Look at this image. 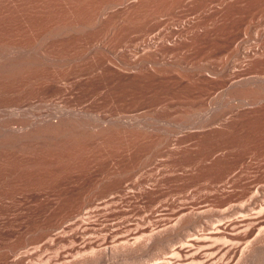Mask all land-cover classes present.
Here are the masks:
<instances>
[{"label": "rangeland", "instance_id": "1", "mask_svg": "<svg viewBox=\"0 0 264 264\" xmlns=\"http://www.w3.org/2000/svg\"><path fill=\"white\" fill-rule=\"evenodd\" d=\"M110 1H115V3L106 10L108 11V13L106 12L108 15H104L105 20H101L103 21V27L102 25L101 27H99L100 25L96 23L93 26H90L94 29L89 27V30L86 29L87 31H82L81 35L80 33H78L70 35L69 37L64 36V34L60 33V35L58 33L56 34L53 30L57 26H62L67 23L72 24L76 21L86 23L89 22L99 6ZM172 1L173 0H141L142 3H140V7L142 8L139 7L138 11L135 10L126 14L123 12L122 8L124 7L123 4L127 3V1L124 0H0V60H2V62L0 61L2 63V66L0 65V68H3V66H7L3 63L9 60V56H19L18 53L20 52V57L22 56V53L26 54L31 52L33 54H37L35 52L38 51V54H41L42 52H44L42 54H45L46 52V55L47 53L48 56L51 55V61H54L53 63H46V65L45 63L38 64V66L41 65L39 67L35 64H33V66L27 65V67H21V65H18L19 69L16 68L15 70H13V72H6L7 70H3L2 68L0 69V71L2 70L0 72V135L4 134L7 136L14 130H16V132H14L15 135L22 134L23 132L30 133L41 118L55 119L62 114L64 116L65 108L67 111H70L72 113L75 112L74 114H77L81 118L85 117L82 118L83 121H85L84 119L87 120L85 121V124L87 123L88 127L89 123L92 124L89 127L90 129H93L94 127L98 128V125H102L98 129L95 128L96 130L94 129V131L100 130V128L103 127V124L104 127H108L109 125H115L116 123H118V125H126L131 121H134V123L136 122L140 124V126H143L145 128L148 127L146 133L145 131H143L144 129L140 128V131L134 130L135 132H112L110 134H107L108 136L102 135L101 138H90V141L86 139L87 142H84L85 138H82L83 142L81 143V140L79 143H77L79 145H76L75 142V144H72L69 141L68 144H70L68 146L67 140H69L70 138L67 140L65 139V145L62 141L64 139L62 138L57 140L58 142L61 140L62 143L60 142V145H58L59 143L56 142L58 144H53L54 146L49 145L50 147L45 148L42 146H45L46 144L44 145L38 142L37 143L41 145L40 147L37 145L38 148L35 145L36 143H34L35 146H33V143L31 144V146L28 145L32 141H30V143L28 142V144L25 145L29 146L28 148L23 147L22 145L21 147L24 150L20 149L21 151H18L17 149L12 150L13 148L9 149V147L6 149L5 147L0 146V264H82L83 260V264L85 263V260V264H151V262L153 263L155 259L159 261V255H161L162 257L163 254H165L166 257L164 256V258H160L162 262L167 260V257H169L168 255L170 253L172 254L171 248L170 253L167 254V252H169L168 247L172 246V248H174V245H177V241H180L179 239L183 241L187 240L188 237L193 232H195L193 227L198 224L197 218L192 217V219H189L190 223L191 220L192 223L195 222L193 223L194 225L191 224L189 228L191 231H194L190 232L188 229L190 235L186 233L187 231L185 233H182V237L180 236L181 238H179L178 236L176 239H174L177 240L175 242L176 244L174 243L173 245H171L170 242H160L157 244L155 243L154 246L152 241L150 242V240L146 238V242L148 241V244H146L145 240L143 239H145V236L149 235V233L152 232L153 227H156L154 229L156 230L172 224L178 216V212L176 211H178V209L181 207L184 208L185 206L188 207H185V209L208 210V212H206V218H211L210 222H213V220H216L218 218L217 222H213V224L215 225H217L218 221L221 223L222 218L224 222L225 220L227 221L229 219L236 220V225L234 224L235 229L233 228V226L228 227L222 232L221 235H219V237H216V239L222 236L223 239H226L227 242H229L228 238H230L231 241H236L234 244L237 245L240 242V245H238V247L234 245L233 248L234 251L236 250V252L230 251L227 253V255H218L215 259L216 262L218 261V264H264V227H262L264 226L263 212L262 217L259 220L262 221H257L259 224H257L255 220L250 221V223H256V225L255 223L251 224V229L247 226L250 225V223L242 225V223L239 222L240 216L242 215H238V213L243 214L244 212V214L250 217H253V215L261 216V214H257L255 212L253 214V212H251L254 211L252 209V205L254 206V209H256V212L261 213V209L264 211V208H261L264 206V110L260 112L248 111L253 110L254 106L256 108L258 103H254L252 100L250 101V99L248 101L247 98L240 99L238 98V96L231 95V92L234 91L231 90V87H236V85L234 86V84L238 82V80L246 78L254 79V77L256 76L255 80H258L259 78L258 81H260V79L262 78L260 83H262V85L264 86V61H261L259 59V56L261 55L258 52L262 50L261 45L264 44V18L262 19L263 21L261 20L262 22H256L255 19H252L251 21L253 26L251 27V30L249 27L248 30L246 28L236 29L234 31L235 34L237 32V35L241 40H239L240 48L243 49L246 53L230 55L228 59L232 60V58H235V60L233 59L232 62L238 69L234 66V69H231L232 67H229L227 71H231H224L223 75L222 71L220 70L223 68L222 64L226 59L225 53L234 45V41H231V39L226 36V32L231 28V26L235 25L234 27H232V30H234L239 23L250 18V15L256 8L258 1L250 0L248 3H246V5L233 7V9L229 10L228 14L225 16V19L223 20L224 22H217L214 27L216 30L214 34H209L208 36H205L204 38L196 41L186 40L184 43H182L183 45H175L171 46L170 48H162L159 46L160 48L158 47V49H156L157 53H153L152 56H149V54H145V52H148L146 50L147 47L149 49L153 44L151 45V43H148V38H150L153 43V41L159 37L156 36L157 34H154L157 31V27L150 28L148 27L149 23H147V21L142 22V20H146V14L152 9L155 8L158 10V7L161 6L159 8L160 15L158 14V18L160 19V23H162L163 25L162 30L164 29V33H166L167 30L169 33L167 32L166 34L172 37L173 35L171 33H174L173 30L175 28L173 24L177 23L178 18L180 17L179 15L181 14V10L183 9L182 5L180 4V0H174V2ZM149 3L150 5H148ZM118 5L120 6V8L118 7ZM114 7H116L117 10ZM194 7H197L196 3L193 4L189 2L187 8L192 9ZM169 8L171 11L169 10ZM165 10H168V12H166ZM122 12L124 13L123 15L121 14ZM125 15L129 16L126 17ZM242 15L244 17H242ZM177 16L178 18H176ZM163 17H165V19ZM101 21L98 23L101 24ZM122 23L128 24L123 25ZM113 26L119 29H114ZM122 26L123 28H121ZM258 26H262L261 30L260 28H258ZM147 27L148 29H146ZM171 27L173 28V30ZM255 27L256 29L258 28V31H260L259 33L255 31ZM104 28L107 29L105 30ZM141 28L143 31H145L143 32ZM51 30H53V32H51ZM114 30L115 33H113ZM245 30L247 31L245 32ZM48 31L49 36L47 35L46 37L45 35L46 32L48 33ZM83 32H85V35ZM109 32H112L113 34L110 35ZM120 34L122 36H120ZM51 35L60 37L53 38L51 37ZM151 35L153 38L150 37ZM154 35L157 38L154 37ZM40 39L43 41H41ZM143 39H145V41ZM260 40L262 43L259 42ZM39 41H41V43ZM99 42L101 44H99ZM258 42L261 45H259ZM36 44H38L36 46L37 50L35 48ZM134 45H138L136 46L137 48L134 47ZM143 45L145 47H143ZM6 46L9 47L6 48ZM19 46L21 48H19L18 50L17 47ZM10 47H12L11 49L13 51L10 50ZM98 47L100 48V52ZM13 48H15V51ZM23 48L25 50H23ZM33 48L35 52L33 51ZM94 48H97V50H95ZM108 48H110L111 50L109 49V51ZM7 49H9L10 52L9 50L7 51ZM41 49L42 51H39ZM143 49L145 51H142ZM129 50H134V54H132V52L130 53ZM88 51L90 52L87 54ZM95 51L97 52V54L94 53ZM3 52H5L4 56H1L3 55ZM113 52L114 54H112ZM143 52L147 57H149V62L140 66H131L134 67L135 70L138 69L136 70L138 71L136 74L131 75L130 77L122 78L119 77L116 73L111 72V70L120 69V67L118 66L120 64H128L130 63L129 61L133 62L134 60H136L135 58L144 56ZM252 52L255 54L253 55ZM91 53L93 56L91 55ZM117 53H119V55ZM114 55L115 58H113ZM120 55H122V57ZM130 55L131 58L134 56V60L133 58L129 59L128 56ZM135 55L139 56L136 57ZM5 56H8L6 57L7 59L5 58ZM68 56H71V58H69ZM85 56L87 57V59ZM155 57L157 58L155 59ZM67 58L69 61L67 60ZM56 59L60 63H58ZM71 59L73 62L71 61ZM94 59L97 60L95 61ZM86 60L89 62H86ZM168 60H171L170 63H168ZM108 61H112V64L115 63L117 65H112ZM237 61H240V63L237 64ZM91 62L94 63L91 64ZM106 63L111 70H106V68L104 67V65L106 66ZM196 63L204 66L205 68L199 71L195 70L194 66ZM169 64L173 68H169ZM49 65H51V67ZM151 65H157L158 68L157 66H155V69L153 70ZM211 66H213V68ZM131 67H128V72H130V70H134L133 68L131 69ZM206 67L208 69H206ZM210 68L212 69V71ZM187 69H189L190 71ZM99 70H101V73ZM121 71H124V69H121ZM154 71H156V73ZM10 72L11 74H9ZM107 72L108 74H106ZM135 72L132 71V73ZM199 72L200 75L198 77ZM160 73H162V75ZM208 74H211V76H208ZM213 75L219 76L214 77ZM234 75L236 77H233ZM80 76H82L83 78H80ZM238 76L239 78H237ZM87 77H89L90 79H86V84L79 83L78 80ZM183 78H185V80ZM197 80H200L201 82L199 81V83ZM56 81L58 82V85ZM62 81H64V83ZM70 81L71 83H69ZM49 83L51 84L49 85ZM69 84L73 85L71 86ZM229 89L231 91L230 93L228 92ZM221 98L223 100H220ZM240 100H242V102ZM262 100H264V98ZM262 100L260 103H262ZM249 102L252 104L254 103V105L250 104ZM239 103H241L242 107H238L240 106ZM225 106L228 108H225ZM196 109L202 110V112H199L198 110L200 115L196 113ZM207 110L211 111H209V113H206ZM235 110L236 112H234ZM237 110L239 112H237ZM245 110L248 111V113L244 114L243 112H245ZM216 111L220 113H223L222 111H225L224 114H221L223 115V118L222 116H220V113L218 114ZM215 112L217 113V115ZM227 112L230 115H227ZM236 113L242 114V117H240L239 120L235 119L234 114ZM193 114L194 116H196L195 114H197V117L202 118L198 120L199 118L196 119L195 117L194 119ZM209 115H212L213 119L211 118L212 116ZM215 115L216 117L214 118ZM46 116L47 118H45ZM185 116L188 120L185 118ZM208 116L210 118H207ZM218 116H220L219 119L221 118V126L218 123L219 119H216L218 118ZM227 117L229 119V122L227 120ZM206 119H212V122H209ZM127 120H130V122H128ZM222 120L228 125L230 124L228 129L223 125L225 123ZM203 121L205 125L202 124ZM206 122L209 123H207L206 125ZM202 125H204L205 129L209 126V130H200V128H204ZM210 126L212 127V130ZM3 127L6 128L7 131ZM20 128L23 129V132ZM194 128L195 130H197L198 128L200 131L193 130L191 132V130ZM28 129L30 130V132H28ZM1 130L3 131L1 132ZM11 133L9 134L10 136ZM14 133H12V135H14ZM175 141L179 144L176 143V145H174ZM33 142H35V140ZM214 155H216L215 158ZM142 159L144 160L142 161ZM146 160L147 162L144 163ZM205 162L206 164H204ZM140 163L142 164L140 165ZM233 174L235 175L233 176ZM112 176L113 179H111ZM227 179L230 180L227 181ZM118 181H121L125 184V190L121 193L117 192V196L115 195L114 200L107 203L106 206L101 204V206L104 207L100 208L98 211H94L93 213L96 214L95 216L92 212L89 213L90 217H88L89 215L87 216V222L89 221V223H84V221L82 223V228H84L83 226H86L89 229L88 232H85L84 230H82V228H80L78 231L76 223L72 224V220L70 219L77 206H79L81 201L84 198H87V196L88 198L92 199V203L94 202L93 204L91 203V205H94L95 203L97 205L98 202L100 204V201L103 200V197L105 199V195L108 194L106 191L108 187ZM128 187L132 189H130L131 192L129 191ZM143 188H147L146 190H148V193L140 194L139 192L143 190ZM256 191H259L258 193H261V195L255 194L258 197L251 195L252 193H256ZM119 194H121V196L123 194V196L121 197ZM251 196H253L252 200L254 201L251 200ZM259 197H262L261 199H263V201ZM258 198L260 202H258ZM247 200L251 201L248 202ZM255 201L257 203H255ZM246 202L249 203V205ZM244 203H246L245 205L246 207H248V209H246L245 206V209H243L241 206H236V204L243 205ZM157 204L163 205L162 211H160L159 213H150V207ZM108 205L110 206L107 207ZM260 205L262 206L260 207ZM232 207L233 209L235 208L234 210L239 211H236V216H238V218L234 215L237 219L232 215V213L235 214V211L233 212V210L231 209ZM257 209L259 211H257ZM108 210L109 212H107ZM215 210L219 211V213L214 212V217L216 216V219L212 218V211ZM220 210L222 212H220ZM247 210L251 214H247ZM209 211H211V213ZM156 213L159 215H157ZM226 213L234 218L225 215ZM155 215L157 216L155 217ZM226 216L229 218L227 219ZM164 217L166 219H164ZM167 217H169L170 219H173V217L176 218L170 220ZM89 218L91 219V221ZM69 219L70 221H68ZM153 219L154 221L152 226V224L150 223H152L151 220ZM84 220L86 221V219ZM125 220L128 223H126ZM137 221L140 223H138ZM131 222L134 224H132ZM145 223H148V225ZM116 224L117 227H122V224L124 225V227H118V229L116 228ZM142 224L145 228L142 226ZM213 224H211L212 227ZM137 225L139 226V230L135 234V237H137V235L145 233V235H143L144 238H140L138 236V238L144 242L138 240V246H134L136 248H140L136 249L133 248V246L132 248L128 247L127 251H132L131 254L126 253V249H122L119 252L120 254H118L119 257L116 256L117 258L114 259L115 256L110 255V244H113V242L111 241L113 240L114 236L116 235L117 237L119 235H123L124 233V235H126V233L129 232L131 228L132 230L136 227L138 228ZM253 225L255 226L253 227ZM62 226H64L63 229H61ZM93 227L95 229L97 227V229L95 230ZM107 227L109 229H107ZM199 227L196 226V229ZM244 227L245 230L249 228V232L248 230H246L247 236L246 234H244L246 233L245 231H240V229ZM53 228L57 229L54 230ZM113 228L118 230H115L113 232L111 230ZM231 228L234 230H232ZM258 228H260V230ZM58 230H61V232H55ZM198 230L199 229H197V231ZM70 231L75 232H71V234ZM83 231L85 233H83ZM105 231L106 233L109 232V235L106 234ZM238 231L242 233L240 234ZM65 232L68 233L66 234ZM90 232H95L93 233V235L96 234L98 236L90 239V237H92V233L89 234ZM233 232H237L238 236L236 234H233ZM61 233L63 234L62 237ZM101 233L108 235V241L103 245L101 243V238L104 235H102ZM59 234L60 236H58ZM69 234L71 237L68 236ZM80 234L84 237H82ZM86 234H88L87 237L85 236ZM255 234L257 236H255ZM183 235H186V237L188 235L187 239L186 237L184 239ZM53 236H56L55 240ZM130 237H132V235H130ZM68 238H71L76 242L72 241L73 243H71V239ZM216 239L214 241L212 239V241L209 240L207 242H202L196 244L195 246H210V244H214L215 242L217 244L218 242L216 241ZM82 240H84L83 242L91 240L92 244H87L86 247L83 248L84 244L83 242H81ZM183 241L180 242L183 243ZM241 241L243 243H241ZM98 242L100 243L97 244ZM219 242L220 243H218V246H233V243L224 245L223 241ZM131 243L134 244L132 239L129 240V244ZM149 243H152V245H150L152 246L150 247L151 249L149 248ZM163 243L164 247L168 243L166 246L167 248L163 247ZM143 244H145L146 246H143ZM245 244L247 246V251L246 248H243L245 247ZM106 245H108V248ZM157 245L160 248L162 246V250L157 249ZM103 246L105 248V251L104 248H101ZM218 246L216 245L215 247H213L214 249H212L211 251L214 252ZM142 247H144V249ZM198 247L194 249L197 250ZM92 248H96V250L94 251V249ZM130 248L131 250H128ZM147 248H149L150 250H148ZM91 249L93 250V252L99 250H101L102 252H100L98 256L96 252L95 256ZM241 249H244L246 251H243L246 255L240 252L242 251ZM151 250H154V252L156 251L155 253H157L158 251V258L154 257L155 259H152L153 256H151ZM82 251L85 252L83 253ZM121 251L124 254H127V259ZM161 251L166 252L163 253ZM200 251L205 253L208 252L207 248L204 250H202L201 248ZM251 251L253 253H251ZM86 252L89 253L86 254V258H88V260L84 257V254ZM91 252L94 257L91 255ZM143 252H148L151 257L148 253L144 255ZM64 254H66V256L67 254L68 256H70L66 257ZM101 254L104 256V258H102L103 256ZM208 254L209 252L207 253V255ZM233 254L235 256H232ZM79 255H83L81 256L83 257V259H80ZM88 255H91L94 260H92V258ZM100 255L102 256L101 258ZM179 255L181 256V259L185 258L184 254L181 253ZM76 256H78L77 259L79 258L80 262L75 259ZM176 256L178 257V259H180L178 255ZM219 256H224V260H221L222 257ZM120 257H122V259L125 257L127 262L124 261L125 259L121 260ZM128 257L132 259L130 260L128 259ZM177 257H175L174 259H177ZM73 258L75 259V261L72 260ZM226 258L227 260L231 259V261H229V263H226ZM18 259L19 261L17 263H14ZM68 259H71V263ZM95 259H97L96 263L93 262L95 261ZM89 260H91V262ZM158 261H154V264L158 263ZM219 261H221L222 263Z\"/></svg>", "mask_w": 264, "mask_h": 264}, {"label": "bare ground", "instance_id": "2", "mask_svg": "<svg viewBox=\"0 0 264 264\" xmlns=\"http://www.w3.org/2000/svg\"><path fill=\"white\" fill-rule=\"evenodd\" d=\"M119 1H123V0H119ZM124 1H127V3H124L123 5H124V7H122L123 8V12L124 13H129V12H133V11H135V10H139L138 8L140 7V3H142L141 2V0H131V1H128V0H124ZM144 1V0H143ZM148 1V0H147ZM159 1V0H158ZM166 1V0H165ZM250 0H180V4L182 5V7H183V9L181 10V14L179 15L180 17L178 18V16L176 17V18H178V21H177V23H175V24H173L174 25V30H173V28H172V30H173V32L174 33H171L173 36L172 37H170L169 35H167L166 33L168 32L167 30H166V33H164L163 32V30H162V23H160V19L158 18V14H159V8L161 7H158V10L157 9H152L150 12H148L147 14H146V16H145V19L146 20H142V22L143 21H147V23H149V25H148V27H157V31H156V33H154L157 37H159V38H157L155 35H154V37H156L157 39L156 40H154L153 41V43H152V41H151V39L150 38H148V43L150 44L151 43V45H152V47H150L149 49H148V47H147V51L148 52H145V54L146 53H148L149 54V56L151 55L152 56V54L154 53H157V50L156 49H158V47L160 46V47H162V48H170L171 46H175V45H180V44H182V43H184L186 40H193V41H196V40H200V39H202V38H204L205 36H208L209 34H214L215 32H216V30H215V25L217 24V22H219V21H222V22H224L223 20L225 19V16L228 14V12H229V10H231V9H233V7H235V6H239V5H246V3H248ZM255 1H258V3H257V6H256V8L254 9V11H253V13L250 15V18H248V19H246V20H244L243 22H241V23H239L237 26H236V28L234 29V30H232V27H234L235 25H233V26H231V28L229 29V30H227V32H226V36H228L230 39H231V41H234V45H233V47L232 48H230V50H227L226 51V53H225V57H226V59H225V61H224V63L222 64V66H223V68H222V66H221V70H220V67H219V70L220 71H222V74L224 73V71H227V69L230 67H232L231 69H234V67H236V66H234V63L232 62V60L234 59L235 60V58H232V60H229L228 59V57H230V55H233V54H244V53H246L243 49H241L240 48V45H239V42L241 41L240 40V38H239V36L237 35V32H236V34L234 33V31L236 30V29H246L247 28V30H248V28L250 27V30H251V27L253 26V24H252V19H255V21L256 22H258V21H261L263 18H264V0H255ZM153 2H155V1H153ZM163 2V1H162ZM172 2H174V0L172 1ZM189 2L190 3H196V6L197 7H194V8H192V9H190V8H187V6L189 5ZM8 3V2H7ZM99 3H100V1H99ZM115 3V1H110V2H106V3H104V4H102L101 6H99V8L96 10V12L94 13V15H93V17H92V19L89 21V22H77L76 20V22L75 23H72V24H64V25H62V26H57L56 28H54L53 30L55 31V33L57 34H64V36H70V35H73V34H78V33H80V35L82 34L81 32L82 31H84V30H89V27L90 26H93L94 24H99L98 26L99 27H101V25H102V22L103 21H101V20H103L105 17H104V15H106L107 13H108V11H106L112 4H114ZM119 3H121V2H119ZM157 3V2H156ZM166 3V2H165ZM159 4V3H158ZM174 4V3H173ZM177 4H179V3H177ZM254 4V3H253ZM100 5V4H99ZM148 5H150V3L148 4ZM157 5V4H156ZM162 5V4H161ZM165 5V4H164ZM191 5V4H190ZM255 5V4H254ZM12 6V5H11ZM153 6V5H152ZM193 6V5H192ZM249 6V5H248ZM88 7H90V6H88ZM116 7H117V4H116ZM116 7H114L115 9H116ZM118 7L120 8V6L118 5ZM164 7V6H163ZM189 7H191V6H189ZM242 7V6H241ZM240 7V8H241ZM252 7V6H251ZM6 8V7H5ZM10 8V7H9ZM140 8H142V7H140ZM143 8H144V6H143ZM148 8V7H147ZM168 8V7H167ZM246 8H247V6H246ZM8 9V8H7ZM113 9V8H112ZM111 9V10H112ZM146 9V8H145ZM151 9V8H150ZM179 9V8H178ZM178 9H176V10H178ZM236 9V8H235ZM251 9V8H250ZM91 10V9H90ZM94 10V9H93ZM110 10V11H111ZM114 10V9H113ZM117 10V9H116ZM169 10H170V8H169ZM176 10H175V12H176ZM180 10V9H179ZM249 10V9H248ZM109 11V12H110ZM160 11H161V9H160ZM166 11V10H165ZM171 11V10H170ZM169 11V12H170ZM107 12V13H106ZM121 13L122 15L124 14V13ZM145 12V11H144ZM166 12H168V10L166 11ZM162 13V12H161ZM178 13V12H177ZM179 14V13H178ZM235 14V13H234ZM108 15V14H107ZM114 15V14H113ZM160 15V14H159ZM169 15V14H168ZM244 15H246V14H244ZM126 16V15H125ZM127 16H129V15H127ZM126 16V17H127ZM144 16V15H143ZM171 16H173V15H171ZM239 16V15H238ZM116 17V16H115ZM161 17V16H160ZM242 17H244L243 15H242ZM124 18V17H123ZM164 19H165V17H163ZM171 18V17H170ZM235 18V17H234ZM128 19V18H127ZM233 19V18H232ZM105 20V19H104ZM117 20V19H116ZM168 20H170V19H168ZM82 21V20H81ZM101 21V24L100 23H98V22H100ZM108 21V20H107ZM118 21V20H117ZM140 21H141V19H140ZM140 21H139V23H140ZM176 21V20H175ZM263 21V20H262ZM261 21V22H262ZM121 22H122V20H121ZM121 22H120V24H121ZM124 22V21H123ZM260 22V23H261ZM106 23V22H105ZM108 23V22H107ZM116 23V22H115ZM138 23V22H137ZM229 23V22H228ZM254 23V22H253ZM110 24V23H109ZM114 24V23H113ZM123 24V23H122ZM125 24H128V23H124L123 25H125ZM130 24V23H129ZM171 24H172V21H171ZM220 24V23H219ZM119 25V24H118ZM118 25H117V27H118ZM140 25H142V24H140ZM168 25V24H167ZM116 26V25H115ZM121 26V25H120ZM134 26V25H133ZM225 26H227V25H225ZM260 26V25H259ZM258 26V28H260V30H261V27H259ZM102 27H103V25H102ZM114 27V26H113ZM137 27V26H136ZM148 27L146 28V29H148ZM40 28V27H39ZM51 28V27H50ZM90 28H92V27H90ZM96 28H98V27H96ZM110 28V27H109ZM121 28H123V26L121 27ZM258 28L256 29V27L254 28V29H256L255 31H257V33H259L260 31H258ZM92 29H94V28H92ZM105 29V28H104ZM107 29V28H106ZM105 29V30H106ZM112 29V28H111ZM110 29V30H111ZM114 29H119V28H115L114 27ZM176 29V30H175ZM53 30H51V32H53ZM86 30V31H87ZM103 30V29H102ZM141 30H142V28H141ZM171 30V29H170ZM247 30H245V32L247 31ZM253 30V29H252ZM85 31V32H86ZM92 31V30H91ZM129 31V30H128ZM143 31V30H142ZM145 31V30H144ZM143 31V32H144ZM85 32H83L84 33V35H85ZM119 32H120V30H119ZM244 32V33H245ZM250 32V31H249ZM106 33H107V31H106ZM110 33V32H109ZM113 33H115V30H114V32ZM112 32L110 33V35L111 34H113ZM169 33V32H168ZM49 34V31H48V33L46 32V37H47V35ZM54 34V33H53ZM59 34V35H60ZM124 34V33H123ZM151 34V33H150ZM262 34H263V32H262ZM89 35V34H88ZM44 36V37H45ZM49 36V35H48ZM114 36V35H113ZM120 36H122L121 34H120ZM143 36V35H142ZM149 36V35H148ZM147 36V37H148ZM45 37V38H46ZM51 37H60V36H54V35H51ZM51 37H49V38H51ZM62 37V36H61ZM91 37V36H90ZM101 37V36H100ZM117 37V36H116ZM115 37V38H116ZM125 37V36H124ZM151 38H153L152 37V35L150 36ZM246 37V36H245ZM263 37H264V35H263ZM70 38H72V37H70ZM77 38V37H76ZM80 38V37H79ZM78 38V39H79ZM85 38V37H84ZM119 38V37H118ZM219 38V37H218ZM260 38H262V37H260ZM259 38V39H260ZM44 39V38H43ZM82 39V38H81ZM86 39V38H85ZM122 39V38H121ZM214 39V38H213ZM223 39V38H222ZM245 39V38H244ZM264 39V38H263ZM41 40V39H40ZM47 40V39H46ZM123 40V39H122ZM144 41H145V39H143ZM240 40V41H239ZM41 41H43V40H41ZM41 41H39L40 43H41ZM143 41V42H144ZM147 41V40H146ZM263 41V40H262ZM93 42V41H92ZM122 42V41H121ZM223 42V41H222ZM259 42H261V40L259 41ZM258 42V43H259ZM139 43H140V41H139ZM147 43V44H148ZM191 43V42H190ZM195 43V42H194ZM206 43V42H205ZM262 43V42H261ZM96 44H97V42H96ZM99 44H101L100 42H99ZM126 44V43H125ZM124 44V45H125ZM143 44H145V43H143ZM148 44V45H149ZM38 44H36L35 45V48H36V46H37ZM92 45V44H91ZM95 45V44H94ZM183 45V44H182ZM196 45V44H195ZM202 45V44H201ZM208 45V44H207ZM257 45V44H256ZM259 45H261L260 43H259ZM29 46V45H28ZM89 46V45H88ZM96 46V45H95ZM94 46V47H95ZM102 46V45H101ZM136 46H138V45H136ZM135 45H134V47H136ZM188 46V45H187ZM206 46V45H205ZM9 46H6V48H8ZM100 47V46H99ZM98 47V48H99ZM127 47V46H126ZM125 47V48H126ZM143 47H145L144 45H143ZM159 47V48H160ZM253 47V46H252ZM257 47H260V46H257ZM256 47V48H257ZM261 47H262V50H260V51H258L259 52V54L261 55V56H259L260 58V60L261 61H264V44L263 45H261ZM4 48V47H3ZM12 47H10V50L11 51H13L12 49H11ZM16 48V47H15ZM15 48H13L14 49V51H15ZM18 48V50H19V48H21L20 46L19 47H17ZM26 48V47H25ZM43 48V47H42ZM89 48V47H88ZM137 48V47H136ZM211 48V47H210ZM225 48V47H224ZM245 48V47H244ZM39 49V48H38ZM95 49V48H94ZM93 49V50H94ZM110 48H108V50H109ZM141 49H142V47H141ZM246 49V48H245ZM261 49V48H260ZM9 49H7V51H8ZM10 50H9V52H10ZM21 50V49H20ZM23 50H25L24 48H23ZM26 50H28V49H26ZM36 50H37V48H36ZM86 50V49H85ZM95 50H97V48L95 49ZM102 50V49H101ZM105 50H107V49H105ZM111 50V49H110ZM109 50V51H110ZM135 50V49H134ZM133 50V51H134ZM140 50V49H139ZM174 50V49H173ZM225 50V49H224ZM247 50V49H246ZM2 51V50H1ZM4 51V50H3ZM33 51H34V48H33ZM39 51H42V49L41 50H39ZM46 51V50H45ZM49 51V50H48ZM115 51V50H114ZM126 51V50H125ZM133 51H130L129 50V52L131 53L132 52V54H134L133 53ZM142 51H145L144 49L142 50ZM141 51V52H142ZM35 52V51H34ZM90 51H88L87 52V54L89 53ZM99 52H100V48H99ZM105 52V51H104ZM123 52V51H122ZM137 52H138V50H137ZM158 52H159V50H158ZM4 53L5 52H3L2 54L3 55H1V56H4ZM8 53V52H7ZM15 53V52H14ZM21 53V52H20ZM20 53H18L19 54V56H13V57H11V56H9L10 58H8L9 60H7V61H5L7 58L6 57H8V56H5V63H3L4 65H7V66H3V70H7L6 72H9V71H12L13 72V70H15L16 68L17 69H19V66L21 65V67L22 66H26L27 67V65L29 66V65H32L33 66V64H35L36 66H38V64H44L45 63V65H46V63H48L49 64V62H54V61H51V59H52V57H50L51 55H49L48 56V53H47V55H46V52H45V54H42V53H44V52H42L41 54H38V51H36L35 53H37V54H33V53H26V54H24V53H22V56L20 57ZM93 53V52H92ZM92 53H91V55H92ZM94 53H96L97 54V52L95 51ZM120 53V52H119ZM119 53H117L118 55H119ZM50 54V53H49ZM103 54V53H102ZM112 54H114V52L112 53ZM121 54V53H120ZM128 54V53H127ZM137 54V53H136ZM143 54H144V52H143ZM143 54H141V55H143ZM144 54V56H136V57H138V58H135L136 60H134V56L132 57L133 58V62H131V61H129L130 63H128V64H120V65H118L119 67H120V69H118V70H111V69H109V66H107V63H106V66L104 65V67L106 68V70H111V72H114V73H116L119 77H122V78H125V77H130L131 75H134V74H136L138 71H136V70H138V69H134V67H131V66H136V65H144V64H146L147 62H149V57H147L146 55ZM167 54V53H166ZM252 54L254 55L255 53H253L252 52ZM9 55V54H8ZM11 55V54H10ZM86 55V54H85ZM90 55V56H91ZM108 55V54H107ZM89 56V57H90ZM93 56V55H92ZM96 56V55H95ZM100 56V55H99ZM103 56H105V55H103ZM121 57H122V55H120ZM124 56V55H123ZM159 56V55H158ZM164 56H165V54H164ZM246 56V55H245ZM69 57V56H68ZM84 57V56H83ZM82 57V58H83ZM86 57V56H85ZM87 57H88V55H87ZM87 57H86V59H87ZM97 57V56H96ZM109 57V56H108ZM129 57V59L131 58V55L130 56H128ZM256 57V56H255ZM255 57H254V59H255ZM69 58H71V56L69 57ZM73 58V57H72ZM81 58V59H82ZM94 58V57H93ZM113 58H115V55H114V57ZM126 58V57H125ZM131 58V59H132ZM157 57H155V59H156ZM165 58V57H164ZM55 59V58H54ZM62 59V58H61ZM80 59V60H81ZM154 59V60H155ZM159 59V58H158ZM161 59H162V57H161ZM222 59V58H221ZM236 59H237V57H236ZM67 60H68V58H67ZM67 60H64V61H67ZM77 60V59H76ZM75 60V61H76ZM95 60V59H94ZM97 60V59H96ZM95 60V61H96ZM108 60H110V59H108ZM126 60V59H125ZM167 60V59H166ZM166 60H165V62H166ZM242 60V59H241ZM250 60H252V59H250ZM1 62H2V60H0ZM56 61H57V59H56ZM69 61V60H68ZM71 61H72V59H71ZM118 61V60H117ZM121 61V60H120ZM156 61H158V60H156ZM169 61V60H168ZM171 61V60H170ZM170 61L168 62V63H170ZM173 61V60H172ZM243 61H245V60H243ZM0 62V65L2 64ZM58 63H60L59 61H57ZM73 62V61H72ZM86 62H89V61H87L86 60ZM108 62H110V61H108ZM116 62V61H115ZM119 62V61H118ZM235 62V61H234ZM242 62V61H241ZM92 63H94V62H91V64ZM96 63V62H95ZM111 64L113 63L112 61L110 62ZM121 63V62H120ZM125 63H126V61H125ZM162 63H164V62H162ZM161 63V64H162ZM175 63V62H174ZM177 63V62H176ZM238 63H240V61L238 62L237 61V64ZM244 63V62H243ZM242 63V64H243ZM87 64V63H86ZM193 64V63H192ZM250 64V63H249ZM19 65V66H18ZM112 65H117V64H112ZM158 65V64H157ZM157 65H155V66H157ZM163 65V64H162ZM186 65H187V63H186ZM191 65V64H190ZM204 65V64H203ZM207 65V64H206ZM239 65H241V64H239ZM246 65H247V63H246ZM245 65V66H246ZM251 65V64H250ZM2 66V65H1ZM31 66V67H32ZM39 66H41V65H39ZM38 66V67H39ZM48 66V65H47ZM50 67H51V65H49ZM53 66V65H52ZM57 66V65H56ZM103 66V65H102ZM139 66H137V67H139ZM146 66V65H145ZM150 66V65H149ZM155 66H152L151 65V67H152V69L154 70L155 69ZM161 66V65H160ZM164 66H165V64H164ZM168 66H170V64L168 65ZM192 66V65H191ZM234 66V67H233ZM244 66V65H243ZM6 67V68H5ZM35 67V66H34ZM94 67V66H93ZM116 67V66H115ZM128 67H131V69L133 68L134 70H132L133 72H135V73H132V71L130 70V72H128L127 71V69H128ZM148 67V66H147ZM154 67V68H153ZM190 67V66H189ZM193 67V66H192ZM212 68H213V66H211ZM0 68V69H1ZM43 68V67H42ZM47 68V67H46ZM54 68V67H53ZM95 68V67H94ZM102 68V67H101ZM157 68H158V66H157ZM169 68H173V67H169ZM184 68H185V65H184ZM194 68H195V70H197V71H199V70H202L203 68H205L204 66H202V65H200V64H195V66H194ZM237 68V67H236ZM247 68V67H246ZM246 68H244V69H246ZM49 69V68H48ZM121 69L123 70L124 69V71H121ZM175 69V68H174ZM173 69V70H174ZM206 69H208L207 67H206ZM211 69V68H210ZM238 69V68H237ZM237 69H236V71H237ZM239 69H241V68H239ZM141 70V69H140ZM145 70H146V68H145ZM157 70V69H156ZM170 70V69H169ZM187 70H189V69H187ZM192 70V69H191ZM242 70H243V68H242ZM2 71V70H1ZM0 71V72H1ZM26 71V70H25ZM100 71V73H101V70H99ZM148 71V70H147ZM190 71V70H189ZM193 71V70H192ZM207 71V70H206ZM211 71H212V69H211ZM229 71H231V70H229ZM229 71H227V72H229ZM241 71V70H240ZM62 72H64V71H62ZM150 72V71H149ZM155 73H156V71H154ZM166 72V71H165ZM177 72V71H176ZM194 72V71H193ZM4 73V72H3ZM89 73H90V70H89ZM93 73H95V72H93ZM97 73V72H96ZM141 73V72H140ZM143 73H144V69H143ZM184 73V72H183ZM192 73V72H191ZM206 73H208V72H206ZM205 73V74H206ZM232 73H233V71H232ZM5 74H7V73H5ZM9 74H11V72L9 73ZM106 74H108V72L106 73ZM159 74V73H158ZM161 75H162V73H160ZM169 74V73H168ZM204 74V75H205ZM230 74V73H229ZM240 74V73H239ZM199 75H200V72H199V74H198V77H199ZM211 76V74H208V76ZM224 75V74H223ZM233 75V74H232ZM242 75V74H241ZM1 76V75H0ZM3 76V75H2ZM6 76V75H5ZM11 76V75H10ZM56 76V75H55ZM59 76V75H58ZM164 76V75H163ZM166 76V75H165ZM190 76V75H189ZM214 77H216V76H219V75H213ZM212 76V77H213ZM221 76V75H220ZM244 76V75H243ZM4 77V76H3ZM77 77V76H76ZM82 76H80V78H81ZM160 77V76H159ZM229 77V76H228ZM233 77H236L235 75L233 76ZM250 77V76H249ZM256 77V76H255ZM255 77H254V79H252L251 77V79H242V80H238V82H236L235 84H234V86L236 85V87H231V90H234L233 92H231L230 91V89H229V93L231 92V95H233V96H238V98H240V99H245V98H247L248 99V101H249V99H250V101L252 100L254 103H258V105L256 106V108H255V106H254V109L253 110H248V111H252V112H260V111H262V110H264V104H263V101L264 100H262L263 98H264V86L262 85V83H260V81H261V79H260V81H258L259 80V78H258V80L256 79L255 80ZM264 77V76H263ZM61 78V77H60ZM69 78V77H68ZM83 78V77H82ZM112 78V77H111ZM188 78V77H187ZM219 78V77H218ZM230 78H231V76H230ZM229 78V79H230ZM237 78H239V76L237 77ZM79 79V78H78ZM86 79L88 80V79H90L89 77H87V78H84V79H80V80H78L79 81V83L80 84H82V83H87V81H86ZM184 80H185V78H183ZM195 79H196V77H195ZM199 79V78H198ZM208 79V78H207ZM52 80V79H51ZM189 80V79H188ZM194 80V79H193ZM264 80V79H263ZM59 81V80H58ZM190 81V80H189ZM192 81V80H191ZM198 81V80H197ZM200 81V80H199ZM198 81V82H199ZM231 81H232V79H231ZM57 82V81H56ZM63 83H64V81H62ZM74 82V81H73ZM201 82V81H200ZM199 82V83H200ZM208 82H210V81H208ZM52 83V82H51ZM51 83H49V85L51 84ZM67 83V82H66ZM69 83H71V81L69 82ZM195 83V82H194ZM232 83H234V82H232ZM57 85H58V82H57ZM65 85V84H64ZM69 85H71V84H69ZM73 85V84H72ZM71 85V86H72ZM48 86V85H47ZM61 86V85H60ZM232 86V85H231ZM67 87V86H66ZM73 88V87H72ZM71 88V89H72ZM67 89V88H66ZM236 90V91H235ZM67 91H68V89H67ZM35 92V91H34ZM69 92V91H68ZM65 94H66V92H65ZM73 95V94H72ZM60 96V95H59ZM71 96V95H70ZM64 97V96H63ZM65 98V97H64ZM237 98V97H236ZM210 99V98H209ZM227 99V98H226ZM247 99H246V101H247ZM220 100H223L222 98L220 99ZM261 100H262V103H260L261 102ZM241 102H242V100H240ZM206 102H207V100H206ZM205 102V103H206ZM244 103V102H243ZM242 103V104H243ZM248 103V102H247ZM250 103V102H249ZM254 103L252 104V103H250V104H252V105H254ZM205 105V104H204ZM207 105V104H206ZM231 105V104H230ZM239 105L240 106H238V107H242L241 106V103H239ZM210 106V105H209ZM222 106V105H221ZM233 106V105H232ZM234 106H236V105H234ZM243 107H244V105H243ZM65 108V107H64ZM194 108V107H193ZM225 108H228V107H226L225 106ZM252 108H253V106H252ZM26 109V108H25ZM202 109V108H201ZM203 109H205V108H203ZM69 110V109H68ZM73 110V109H72ZM197 110V109H196ZM199 110V109H198ZM198 110H197V114H199L200 115V111L202 112V110H199V112H198ZM220 110H221V108H220ZM192 111H194V110H192ZM209 111H211V110H209ZM209 111L207 110L206 111V113H209ZM228 111V110H227ZM248 111H246L245 110V112H243L244 114H246V113H248ZM189 112H191V111H189ZM217 112V111H216ZM215 112V113H216ZM223 113H220V112H217L218 114L220 113V116H222V118H223V115H221V114H224V112L225 111H222ZM234 112H236V110L234 111ZM237 112H239L238 110H237ZM9 113V112H8ZM75 113V112H74ZM74 113H72V112H70V111H67L66 110V108L64 109V116H63V114L62 115H60V116H58V117H56L55 119H44V118H41L40 120H39V122H37V125H35V127H34V129L30 132V130L28 131V132H30V133H25V132H23V129L22 128H20V129H22L21 131L23 132H21L22 134H17V135H15V133L14 132H16V130H14V131H12V133H14V135H12V133H11V136L9 135H4V134H2V135H0V146H3V147H5L6 149L9 147V149L11 148H13L12 150H15V149H17L18 151H21L20 149H22V150H24L21 146L23 145V147H26V148H28L29 146H25V145H27L28 144V142L30 143V141H32L30 144H28V145H30L31 146V144L33 143V146H35L36 145V147L38 148V146L40 147L41 145H39L38 143H41V144H46L45 146H42V147H50L49 145H53V144H58V145H60V142H61V140L58 142L57 140L58 139H64V140H62L63 142L65 141V139L67 140V139H69V140H67V144H68V142L70 141L72 144L75 142L76 143V145H79V144H77V143H79L81 140V143L83 142V139L82 138H85V140H84V142L86 141V139H88V141H90V138L91 139H93V138H101V136L103 135H105V136H108L107 134H110V133H112V132H116V131H119V132H128V131H134V130H137V131H140L141 129L140 128H142V129H144L143 131H145V133H146V131L148 130L147 128H145V127H143V126H140V124H138V123H134V121H131V122H133V123H131L130 122V120L128 121V122H130V123H128V124H126V125H118V123H116L115 125H113V124H111V125H109L108 127L106 126V127H104V124H103V127L102 128H100V130H98V131H94V129L96 128V127H94L93 129L91 128H89L92 124H90L89 123V127H88V124L86 123L85 124V121H87L86 119H84L85 121H83V119L82 118H85V117H80V116H78L77 114H74ZM212 113H213V110H212ZM214 113V114H215ZM217 113H216V115H217ZM230 113V112H229ZM197 114H195L196 116H194V114H193V117H194V119H195V117H196V119L197 118H199V117H197ZM55 115H57V114H55ZM81 115V114H80ZM213 115V114H212ZM212 115H209V116H212ZM216 115L214 116V118L216 117ZM227 115H230V114H228V112H227ZM226 115V116H227ZM235 115V119H240V117H242V114H238V113H236V114H234ZM54 116V115H53ZM207 117V118H210V117ZM220 116H218V118H216V119H219V117ZM226 116H224V117H226ZM247 116V115H246ZM48 117H49V115H48ZM187 117H188V115H187ZM204 117V116H203ZM230 117V116H229ZM45 118H47V116L45 117ZM185 118H186V116H185ZM200 118H202V117H200ZM200 118L198 119V120H200ZM212 119H213V116L211 117ZM247 118V117H246ZM187 119V118H186ZM212 119H206L207 121H209V122H212ZM215 119V120H216ZM221 119V118H220ZM220 119H219V125H220ZM10 120V119H9ZM137 120V119H136ZM188 120V119H187ZM211 120V121H210ZM224 120V119H223ZM222 120V121H223ZM227 120H228V122H229V119H228V117H227ZM233 120V119H232ZM89 121V120H88ZM121 121V120H120ZM123 121V120H122ZM126 121V120H125ZM221 121V122H222ZM231 121V120H230ZM209 122H206V125H207V123H209ZM224 122V121H223ZM112 123V122H111ZM121 123V122H120ZM122 123H124V122H122ZM141 123V122H140ZM195 123V122H194ZM214 123V122H213ZM212 123V124H213ZM225 124H223L227 129H228V127L230 126V124L228 125L226 122H224ZM110 124V123H109ZM199 124V123H198ZM202 124H204V121H203V123ZM237 124H238V121H237ZM94 125V124H93ZM106 125V124H105ZM195 125H197V124H195ZM200 125V124H199ZM205 125V124H204ZM204 125H202L203 127H204ZM208 125H210V124H208ZM214 125V124H213ZM212 125V126H213ZM95 126H97V125H95ZM99 127H101L102 125H98ZM215 126V125H214ZM216 126H218V125H216ZM221 126V125H220ZM98 127V128H99ZM211 127V126H210ZM4 128V127H3ZM2 128V129H3ZM98 128H96V129H98ZM196 128V127H195ZM195 128L194 129H192L191 130V132L193 131V130H195ZM209 128V126L205 129V127L204 128H200V130H202L203 131V129H205V130H207ZM220 128V127H219ZM4 129H6V128H4ZM95 129V130H96ZM121 130V131H120ZM197 130H199L198 128H197ZM197 130H195V131H197ZM199 130V131H200ZM209 130V129H208ZM211 130H212V127H211ZM3 130H1V132H2ZM6 131H7V129H6ZM10 131V130H9ZM8 131V132H9ZM18 131V130H17ZM27 131V130H26ZM142 131V132H143ZM215 131V130H214ZM20 132V131H19ZM135 132V131H134ZM149 132H150V130H149ZM5 133V132H4ZM144 133V132H143ZM207 133V132H206ZM6 134V133H5ZM120 134V133H119ZM162 134V133H161ZM189 134V133H188ZM213 134V133H212ZM4 135V136H3ZM122 136V135H121ZM220 136V135H219ZM201 137H202V135H201ZM102 138H105V137H102ZM166 139H169V138H166ZM176 139V138H175ZM175 139H173V140H175ZM178 139V138H177ZM201 139H203V138H201ZM201 139H199V140H201ZM35 140V142H33ZM94 141V140H93ZM167 141V140H166ZM38 142V143H37ZM56 142H58V143H56ZM87 142V141H86ZM173 142V141H172ZM210 142V141H209ZM34 143H36L35 145H34ZM62 143V142H61ZM74 143V144H75ZM171 143V142H170ZM175 144L174 145H176V143H178V142H174ZM64 144L66 145V142H64ZM70 144V143H69ZM69 144H68V146H69ZM173 144V143H172ZM179 144V143H178ZM38 145V146H37ZM48 145V146H47ZM15 146H16V148H15ZM17 146H19V147H17ZM54 146V145H53ZM56 146V145H55ZM41 147V148H42ZM63 147V146H62ZM201 147V146H200ZM208 147V146H207ZM64 148H65V146H64ZM2 149V148H1ZM174 149V148H173ZM177 149H179V148H177ZM182 149V148H181ZM49 150V149H48ZM170 150V149H169ZM224 150V149H223ZM180 151V150H179ZM32 152V151H31ZM2 153H5V152H2ZM9 153V152H8ZM189 153V152H188ZM177 154V153H176ZM185 155V154H184ZM187 155V154H186ZM219 155V154H218ZM215 156L216 155H214V158H215ZM213 158V159H214ZM145 159H148V158H145ZM203 159V158H202ZM205 159V158H204ZM144 159H142V161H143ZM135 161V160H134ZM249 161V160H248ZM113 162V161H112ZM147 162V160L144 162V163H146ZM209 162H211V161H209ZM202 163V162H201ZM208 163V162H207ZM248 163V162H247ZM142 163H140V165H141ZM204 164H206V162L204 163ZM250 164V163H249ZM144 165V164H143ZM247 165V164H246ZM205 166V165H204ZM203 166V167H204ZM242 167H244V166H242ZM241 167V168H242ZM109 170V169H108ZM165 170V169H164ZM209 170H211V169H209ZM118 171H120V170H118ZM232 171V170H231ZM111 172V171H110ZM114 172V171H113ZM112 172V173H113ZM134 172V171H133ZM175 172V171H174ZM232 173V172H231ZM121 174V173H120ZM119 174V175H120ZM229 174V173H228ZM236 174V173H235ZM235 174H233V176L235 175ZM125 176V175H124ZM123 176V177H124ZM117 178V177H116ZM121 178V177H120ZM229 178H231V177H229ZM111 179H113V176L111 177ZM121 180V179H120ZM150 180V179H149ZM159 180V179H158ZM230 179H227V181H229ZM235 180V179H234ZM115 181V180H114ZM156 181H157V179H156ZM163 182V181H162ZM219 182V181H218ZM225 182V181H224ZM109 183V182H108ZM110 183H112V182H110ZM102 184V183H101ZM127 184V183H126ZM137 184V183H136ZM157 184V183H156ZM219 184V183H218ZM134 185V184H133ZM139 185H140V183H139ZM138 185V186H139ZM142 185V184H141ZM127 186V185H126ZM153 186H154V184H153ZM157 186V185H156ZM220 186V185H219ZM219 186H217V187H219ZM142 187V186H141ZM139 188V187H138ZM149 188V187H148ZM128 189H129V191H130V187H128ZM128 189H127V191H128ZM147 189V188H146ZM145 188H143V190H139L140 192V194H143V193H148V190H146ZM104 190V189H103ZM125 190V184L123 183V182H121V181H118V182H116V183H113V184H111L109 187H108V189L106 190L107 191V193H105V194H107V195H105V199H104V197H103V200L102 201H100L101 203L99 204V202L97 203V205H96V203L94 204V205H91V203H92V199L91 198H88V196H87V198H84L82 201H81V203L79 204V206H77V208L74 210V212L72 213V215H71V217H70V219L72 220V224H74V223H76V227H77V230L79 231V229L80 228H82V223H83V221H84V223L85 222H87V216L89 215V213H93L94 211H98L100 208H103L104 206H106L107 205V203H109V202H111V201H113L114 200V198H115V195H116V193L117 192H123ZM132 190V189H131ZM223 190V189H222ZM96 191V190H95ZM134 191H136V190H134ZM100 192V191H99ZM131 192V191H130ZM259 191H256V193H252L251 195H254V196H257V195H255V194H260L261 195V193H258ZM125 193H126V191H125ZM86 195V194H85ZM92 195V194H91ZM120 196H121V194H119ZM259 195V196H260ZM93 196V195H92ZM117 196V195H116ZM122 196H123V194H122ZM121 196V197H122ZM126 197V196H125ZM124 197V198H125ZM258 197V196H257ZM257 197H256V199H257ZM102 198V197H101ZM260 199L262 198V197H259ZM259 198H258V202H260L259 201ZM82 199V198H81ZM253 199V196H251V200ZM264 199V198H263ZM263 199H261L262 201H263ZM99 200V199H98ZM120 200H121V198H120ZM251 200H249V201H251ZM117 201V200H116ZM248 201V200H247ZM248 201V202H249ZM252 201H254V200H252ZM76 202V201H75ZM115 202V201H114ZM94 203V202H93ZM92 203V204H93ZM247 203V202H246ZM246 203H244L243 205H238V204H236V206H241L243 209H245L244 208V206L246 207ZM250 203H252V202H250ZM255 203H257L256 201H255ZM254 203V204H255ZM69 204V203H68ZM101 204H103L104 206L102 207L101 206ZM113 204V203H112ZM112 204H110V205H112ZM248 205H249V203H247ZM261 204V203H260ZM110 205H108L107 207H109ZM123 205V204H122ZM247 205V206H248ZM256 205V204H255ZM263 205V204H262ZM262 205H260V207L262 206ZM204 206V205H203ZM257 206V205H256ZM255 206V207H256ZM121 207V206H120ZM163 207V205L162 204H157V205H154V206H152V207H150L151 209H150V213L151 212H157V213H159L160 211H162V208ZM186 207V206H185ZM185 207L184 208H179L178 209V211H176V212H178V216H177V218L176 217H173V219L174 218H176L175 219V221L172 223V224H169L168 226H164V227H162V228H159V229H156V230H154L155 228L153 227L151 230H152V232L151 233H149V235H147V236H145V239H143V240H145V243L146 244H148V241L146 242V238L148 239V240H150V242L152 241L153 242V244H154V246H155V243L157 244V243H160V242H170L171 243V245H173L177 240H174V239H176L178 236H179V238H181L182 237V233H185L186 231V233H188V235H190V233H189V231L190 232H193L194 230H195V232H193L189 237H188V235H187V237H188V239H187V237H186V235H183L184 236V239H185V237H186V239L187 240H181V239H179L180 241H183V243H181L180 241V243L177 241V245H174L175 247L174 248H172V246H170V247H168L169 249V252H167V254H169L170 253V250H171V252H172V254L170 253L168 256L170 257H167V260H165V261H162L161 262V259L160 258H164V256H165V254H163L164 252H166V251H161V252H163L162 254H163V256L161 257V255H159V253H158V251H157V253H155L154 252V250H151L152 252V255L151 256H153V260L155 259L154 257H156V258H158V255H159V257L160 258H158L159 259V261L157 260V259H155L154 261H158V263H156V264H218V261L216 262V257L218 256V255H227V253L228 252H230V251H234V245L236 246V247H238V245H240L239 243L236 245V244H234L236 241H234L233 242V240L231 241V239L230 238H228L229 239V242H227L226 241V239H223V237L222 236H220V238H217V239H219V240H217L216 239V237H219V235H221L222 234V232L225 230V229H227L228 227H232L233 226V228L235 229V226H234V224L236 223V220L235 219H229V220H225V222H224V220H222L223 218H222V215H221V223L218 221V223H217V225H215V224H213V222L215 223V221L217 222V220H218V218L216 219L215 217H214V215H215V213L214 212H217V213H219V211H217V210H215V211H212L213 212V217L212 218H215L216 220H213V222H210L211 221V218L210 219H207L206 217H207V215H206V212H208V210H206V209H185ZM192 207V206H191ZM252 209L254 210V211H251V212H253V214H254V212L255 213H257V214H261V216L260 215H258V216H256V215H253V217L254 216H256V217H250V216H247L246 214H244V212H243V214H241V213H238V215L240 214V215H242V216H240V219H239V222H241L242 223V225H244V224H249L250 223V221L251 220H255L256 222L258 221V222H261V221H259L260 219H261V217H262V212H263V214H264V211L261 209V208H264V206L263 207H261L260 209V211H261V213L260 212H256V209H254V206L252 205ZM165 208V207H164ZM186 208H188V207H186ZM194 208H196V207H194ZM238 208V207H237ZM236 208V209H237ZM242 208H241V210H242ZM249 208H250V206H249ZM258 208V207H257ZM106 209V208H105ZM115 209V208H114ZM232 210H233V212L235 211V214L234 213H232V215L234 216H236V211L237 210H234L233 209V207L231 208ZM246 209H248V207H246ZM252 209H250V210H252ZM259 209V208H258ZM257 209V211H259ZM107 210V209H106ZM120 210V209H119ZM124 210V209H123ZM167 210V209H166ZM210 210V209H209ZM227 210V209H226ZM230 210V209H229ZM68 211V210H67ZM66 211V212H67ZM73 211V210H72ZM118 211V210H117ZM173 211H174V209H173ZM228 211V210H227ZM65 212V213H66ZM102 212V211H101ZM107 212H109V210L107 211ZM176 212H174V213H176ZM210 213H211V211H209ZM220 212H222L221 210H220ZM237 212H239V211H237ZM241 212V211H240ZM247 212V214H251V213H249L248 212V210L246 211ZM245 212V213H246ZM104 213V212H103ZM156 213V214H157ZM167 213V212H166ZM224 213V212H223ZM231 213V212H230ZM155 214V213H154ZM164 214V213H163ZM220 214H222V213H220ZM93 215L95 216L96 214H94L93 213ZM92 215V216H93ZM102 215V214H101ZM157 215H159V214H157ZM157 215H155V217L157 216ZM160 215H161V213H160ZM166 215V214H165ZM225 215H228L227 213L225 214ZM225 215H224V217H225ZM68 216V215H67ZM128 216V215H127ZM149 216V215H148ZM218 216V215H217ZM228 216H230V215H228ZM234 216V217H235ZM88 217H90V215L88 216ZM124 217V216H123ZM150 217V216H149ZM153 217V216H152ZM166 217V216H165ZM164 217V219H166ZM192 217H196L197 218V222H198V224L196 225L197 227H199V228H197V229H199L198 231H197V229H196V226L195 227H193V231H191L189 228H190V225L191 224H193V223H195V222H193L192 223V220H191V223L189 222V219L191 218L192 219ZM227 217V216H226ZM231 218H234V217H232V216H230ZM237 218H238V216H236ZM235 217V218H236ZM64 218H65V216H64ZM97 218H99V217H97ZM97 218H95V219H97ZM163 218V217H162ZM167 218H169V217H167ZM229 217H227V219H228ZM236 218V219H237ZM70 219L68 220V221H70ZM84 219H86V221L84 220ZM90 219V218H89ZM128 219V218H127ZM159 219V218H158ZM160 219H161V217H160ZM170 219V218H169ZM173 219H170V220H173ZM224 219H226V218H224ZM93 220V219H92ZM123 220V219H122ZM140 220V219H139ZM143 220V219H142ZM148 220H149V218H148ZM148 220H147V222H148ZM156 220V219H155ZM168 220V219H167ZM169 220V221H170ZM196 220V219H195ZM90 221H91V219H90ZM128 221V220H127ZM132 221V220H131ZM153 221H154V219L153 220H151V222L152 223H150V224H152V226H153ZM157 221V220H156ZM161 221V220H160ZM160 221H159V224H160ZM165 221V220H164ZM194 221V220H193ZM238 221V220H237ZM118 222V221H117ZM125 222H126V220H125ZM124 222V223H125ZM136 222V221H135ZM138 222V221H137ZM171 222V221H170ZM257 222V224H259ZM60 223V222H59ZM67 223H69V222H67ZM87 223H89V221L87 222ZM107 223V222H106ZM126 223H128V222H126ZM132 223V222H131ZM138 223H140V222H138ZM240 223V224H241ZM255 223V222H254ZM254 223H250V225H247L248 227H250V226H252L251 224H254ZM64 224H66V223H64ZM90 224H91V222H90ZM119 224V223H118ZM129 224H130V221H129ZM132 224H134V223H132ZM145 224H147L148 225V223H145ZM158 224V225H159ZM164 224V223H163ZM162 224V225H163ZM167 224V223H166ZM211 224H213V227H212V225ZM239 224V225H240ZM52 225V224H51ZM62 225V224H61ZM67 225H69V224H67ZM67 225H65V226H67ZM85 225V224H84ZM87 225V224H86ZM105 225V224H104ZM120 225V224H119ZM126 225V224H125ZM147 225H146V227H147ZM158 225H157V227H158ZM165 225V224H164ZM194 225V224H193ZM192 225V226H193ZM199 225V226H198ZM211 225V226H210ZM236 225V224H235ZM241 225V226H242ZM255 225H256V223H255ZM255 225H253V227L255 226ZM90 226V225H89ZM138 226V225H137ZM141 226V225H140ZM142 226H143V224H142ZM141 226V227H142ZM238 226V225H237ZM247 226H246V228H247ZM54 227V226H53ZM63 227L64 226H62V228L61 229H63ZM71 227V226H70ZM84 228H82V230H84L85 232L87 231H89V229L86 227V226H83ZM104 227V226H103ZM113 227V226H112ZM111 227V228H112ZM119 228H122V227H124V225L122 224V227H120V226H118ZM117 227V224H116V228H118ZM144 227V226H143ZM149 227V226H148ZM240 227V226H239ZM259 227V226H258ZM262 227H264V226H262ZM55 228V227H54ZM53 228V229H54ZM94 228V227H93ZM101 228V227H100ZM118 228V229H119ZM134 228V227H133ZM145 228V227H144ZM192 228V227H191ZM238 228V227H237ZM52 229V230H53ZM57 229V228H56ZM56 229H54V230H56ZM76 229V228H75ZM95 229V228H94ZM96 229H97V227H96ZM95 229V230H96ZM102 229V228H101ZM107 229H109L108 227H107ZM117 229V230H118ZM188 229H189V231H188ZM202 231H201V230ZM232 229V228H231ZM234 229H232V230H234ZM244 229V230H243ZM249 229V228H248ZM248 229H246V230H248ZM250 229H251V227H250ZM259 230H260V228H258ZM81 230V231H82ZM106 230V229H105ZM113 232L116 230V229H111ZM111 230H110V232H111ZM116 230V231H117ZM126 230V229H125ZM124 230V231H125ZM138 230H139V226H138V228L136 227L135 229H133L132 230V228H131V232L129 233V232H127L126 233V235H119V236H117L116 237V235L114 236V238H113V240L111 241V242H113V244H110V255H112V256H115L114 257V259H116L117 257L116 256H118V254H120L119 252H120V250H122V249H126V253H129V254H131L132 253V251L130 252H128L127 251V248L128 247H131L132 248V246H133V248H136L137 246H138V243H137V241L138 240H141V239H139L138 238V236L141 238V237H143L144 238V236L143 235H145V233H143V234H141V235H137V237H135V234L138 232ZM206 231V232H204V231ZM245 230V227L244 228H242V229H240V231H245L246 233H244V234H246V236H247V231ZM259 230H258V232H259ZM264 230V229H263ZM64 231V230H63ZM76 231V230H75ZM74 231V232H75ZM83 231V233H85ZM197 231V232H196ZM51 232V231H50ZM55 232H61V230L59 231H55ZM54 232V233H55ZM71 232H73V231H70V233ZM73 232V233H74ZM97 232V231H96ZM104 232V231H103ZM112 232V233H113ZM120 232V231H119ZM228 232V231H227ZM239 232V231H238ZM248 232H249V230H248ZM255 232V231H254ZM53 233V234H54ZM64 233V232H63ZM66 234L68 233V232H65ZM76 233H78V232H76ZM92 232H90L89 234H91ZM93 233H95V232H93ZM93 233H92V237H90V239L91 238H93V237H95V236H98V235H93ZM105 233H106V231H105ZM109 233V232H108ZM108 233H106V234H108ZM123 233V232H122ZM231 233V232H230ZM240 234L242 233V232H239ZM49 234V233H48ZM52 234V235H53ZM72 234V233H71ZM102 235H104L102 238H101V243H102V245L103 244H105L107 241H108V235H106V234H104V233H101ZM225 234V233H224ZM233 234H236L237 235V232H233ZM243 234V235H244ZM51 235V236H52ZM75 235V234H74ZM73 235V236H74ZM81 235V234H80ZM84 235V234H83ZM87 235L88 234H86L85 236L87 237ZM102 235H99V236H102ZM130 235H132V237H130ZM58 236H60V234L58 235ZM57 236V237H58ZM63 236V234L61 233V237ZM68 236H70V234L68 235ZM78 236V235H77ZM82 236V235H81ZM113 236V235H112ZM181 236V237H180ZM238 236V235H237ZM245 236V237H246ZM255 236H257L256 234H255ZM54 237V236H53ZM56 237V236H55ZM55 237H54V240H55ZM65 237V236H64ZM71 237V236H70ZM79 237V236H78ZM77 237V238H78ZM82 237H84V236H82ZM85 237V238H86ZM89 237V236H88ZM226 237V236H225ZM224 237V238H225ZM60 238V237H59ZM98 238V237H97ZM96 238V239H97ZM100 238V237H99ZM138 238V239H137ZM223 240H222V239ZM227 238V237H226ZM235 238V237H234ZM239 238V237H238ZM250 238V237H249ZM262 238V237H261ZM63 239H65V238H63ZM68 239H71V238H68ZM84 239V238H83ZM130 239H132L133 240V242H134V244L133 243H131V244H129V240ZM212 239H213V241L216 239V241L218 242V243H220L219 241H223L224 242V245L225 244H227L228 245V243L229 244H231V243H233V246L231 245V247H228V246H218V243L216 244V242L213 244H210V246L209 245H204V246H201L200 247V245H198V246H195L196 244H199V243H202V242H207V241H209V240H211L212 241ZM227 239V240H228ZM174 240V241H173ZM254 240V239H253ZM261 240V239H260ZM53 241V240H52ZM67 241V240H66ZM71 241V243H73V242H76L75 240L73 241L72 239L70 240ZM73 241V242H72ZM84 240H82L81 242H83ZM95 241V240H94ZM93 241V242H94ZM231 241V242H230ZM247 241H248V239H247ZM247 241H246V243H247ZM141 242H144V241H142L141 240ZM141 242H140V244H141ZM245 242V241H244ZM255 242V241H254ZM65 243V242H64ZM67 243V242H66ZM70 243V242H69ZM100 242H98L97 244H99ZM135 243H137V244H135ZM179 243V244H178ZM241 243H243L242 241H241ZM74 244H76V243H74ZM80 244V243H79ZM83 248L84 247H86V245L87 244H92L91 243V240L90 241H85V242H83ZM166 244V243H165ZM168 244V243H167ZM167 244L165 245V247H164V243H163V247L164 248H167L166 246H167ZM176 244V243H175ZM222 244V243H221ZM249 244V243H248ZM247 244V245H248ZM78 245V244H77ZM145 244H143V246H144ZM150 245H152V243H149V248L150 247H152V246H150ZM170 245V244H169ZM213 245H217L218 247L215 249V251L214 252H212L211 250L212 249H214L213 247H215V246H213ZM253 245V244H252ZM107 246V248H108V245H106ZM105 246V247H106ZM134 246H136V247H134ZM140 246V245H139ZM141 246H142V244H141ZM146 246V245H145ZM158 246V245H157ZM156 246V247H157ZM208 246V247H207ZM211 246H213V247H211ZM245 247H243V248H246L247 246H246V244L244 245ZM251 246V245H250ZM82 247V246H81ZM93 247H94V245H93ZM124 247H126V248H124ZM147 247H148V245H147ZM198 247V249H200L201 250V248H202V250H204V249H206L207 248V251L209 252V254L207 255V253L208 252H201L200 250H195L194 248H197ZM205 247V248H204ZM101 248H104V246L103 247H101ZM106 248V249H107ZM131 248L130 249H128V250H131ZM138 248H140V247H138ZM138 248H136V249H138ZM143 249H144V247H142ZM149 248H147L148 250H150ZM164 248H163V250H164ZM171 248V249H170ZM204 248V249H203ZM249 248V247H248ZM69 249V248H68ZM77 249V248H76ZM92 249H94V251L96 250V248H92ZM91 249V251L93 252V250ZM157 249H160V250H162V246H161V248L158 246V248ZM156 249V250H157ZM250 249V248H249ZM85 250H86V248H85ZM108 250V249H107ZM133 250V249H132ZM135 250V249H134ZM242 251H240L241 253H243L244 254V252L243 251H245L244 249H241ZM70 251V250H69ZM104 251H105V248H104ZM124 251V250H123ZM137 251V250H136ZM138 251H140V250H138ZM147 251V250H146ZM145 251V252H146ZM211 251V252H210ZM246 251H247V248H246ZM245 251V252H246ZM68 252V251H67ZM83 252V251H82ZM81 252V253H82ZM85 252V251H84ZM83 252V253H84ZM88 252H90V251H88ZM92 252H91V255L94 257V255L96 256V252H97V256H98V254L100 253V252H102L101 250H99V251H96V252H93V254H92ZM122 252V251H121ZM149 252V251H148ZM147 252V253H148ZM160 252V251H159ZM234 252H236V250L234 251ZM70 253V252H69ZM123 253V252H122ZM124 254L125 255V257H126V255L127 254ZM134 253H136V252H134ZM144 253V252H143ZM142 253V254H143ZM147 253H144V255H146ZM155 253V254H154ZM184 254V256H185V258L183 259H181L180 257V255L179 254ZM251 253H253L252 251H251ZM86 254H89V253H85L84 254V257H85V259H87L88 260V258H86ZM103 254V253H102ZM101 254V255H102ZM106 254V253H105ZM109 254V253H108ZM128 254V255H129ZM149 254V253H148ZM154 254V255H153ZM156 254H157V256H156ZM178 255L179 256V258L180 259H178V257L176 256V255ZM235 254V253H234ZM232 255V256H235V255ZM65 256H66V254H64ZM89 256V257H91L92 258V256ZM100 255V258L103 256H101ZM109 255V256H110ZM170 255H172V256H174V257H172V256H170ZM244 255H246V254H244ZM248 255V254H247ZM250 255V254H249ZM64 256V257H65ZM70 256V255H69ZM68 256V254H67V256L66 257H69ZM80 256V255H79ZM81 256H83V255H81ZM80 256V259H83V257H81ZM132 256H133V254H132ZM149 256H150V254H149ZM150 256V257H151ZM205 256V257H204ZM243 256V255H242ZM65 257V258H66ZM77 257L78 256H76V258L75 259H77ZM119 257V256H118ZM125 257L122 259V257H120L121 258V260H124L125 259ZM135 257H136V255H135ZM139 257V256H138ZM141 257V256H140ZM166 257V256H165ZM175 257H177V259H174ZM219 257H222V256H219ZM218 257V258H219ZM226 257V256H225ZM230 257V256H229ZM239 257V256H238ZM19 258V257H18ZM72 259V260H74L75 261V259ZM102 258H104V256L102 257ZM134 258V257H133ZM168 258H169V260H168ZM223 258V259H222ZM221 258V260H224V256ZM232 258V257H231ZM15 259H17V258H15ZM15 259H14V261H15ZM80 259L78 258L77 260L80 262ZM126 259H127V257H126ZM124 260V261H126L127 262V260ZM128 259H132V258H129L128 257ZM233 259V258H232ZM239 259V258H238ZM21 260V259H20ZM24 260V259H23ZM69 260V259H68ZM92 260H94V258H92ZM96 260L97 259H95V261H93V262H95L96 263ZM102 260V259H101ZM119 260V259H118ZM120 260V261H121ZM19 261V259L16 261V262H14V263H17ZM22 261V260H21ZM67 261V260H66ZM70 261V263H71V259L69 260ZM82 261V260H81ZM90 262H91V260H89ZM145 261H147V260H145ZM153 261V263L151 262V264H154L155 262ZM227 261V262H226ZM226 263H229V261H231V259H229V260H227V258H226ZM83 262H84V260H83ZM83 262H82V264H83ZM219 262H221V261H219ZM224 262V263H225ZM240 262V261H239ZM85 263H86V260H85ZM84 263V264H85ZM119 263V262H118ZM222 263V262H221ZM236 263H237V260H236ZM75 264V263H74ZM91 264V263H90ZM145 264H147V263H145ZM223 264V263H222Z\"/></svg>", "mask_w": 264, "mask_h": 264}]
</instances>
